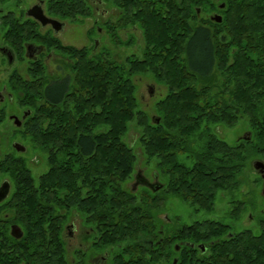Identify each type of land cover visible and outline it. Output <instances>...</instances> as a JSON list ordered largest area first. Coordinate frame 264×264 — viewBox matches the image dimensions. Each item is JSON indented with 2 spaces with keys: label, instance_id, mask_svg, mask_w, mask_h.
<instances>
[{
  "label": "trees",
  "instance_id": "trees-1",
  "mask_svg": "<svg viewBox=\"0 0 264 264\" xmlns=\"http://www.w3.org/2000/svg\"><path fill=\"white\" fill-rule=\"evenodd\" d=\"M162 3L136 19L142 29L141 56L125 57L122 64L42 35L29 19L13 22L12 13L1 18L3 42L18 58L25 42L39 43L65 56L62 69L69 73L49 84L44 65L33 63L28 70L33 85L20 83L32 113L23 132L46 155L47 170L35 180L21 169L19 186L33 188L29 194L52 195L55 211L68 202L90 211L91 218L95 214L102 221L101 250L113 247L115 259L129 261L123 264L161 259L155 243L158 198H149L147 191L137 197L123 188L136 164L133 149L123 141L129 122L140 128L137 141L147 160L156 159L157 170L165 169L168 195L196 212L210 213L223 193L232 206L228 216L237 221L247 203L237 197L246 170L255 174L251 162L264 163V0H220L222 8L213 0ZM214 10L220 23L208 18ZM46 12L64 20L92 16L87 0H47ZM142 74L166 91L154 106L158 123L137 109L131 77ZM240 119L247 122L249 140L238 138L229 145L212 132ZM258 176L256 182L264 180ZM64 196L94 198L82 203ZM259 214L257 234L234 232L213 220L171 228L165 243L181 247L178 253L165 248V260L170 263L175 255L178 264H264V215ZM58 224L54 218L52 264H65ZM45 243L46 236H38L43 245L37 264H46Z\"/></svg>",
  "mask_w": 264,
  "mask_h": 264
},
{
  "label": "flooded vegetation",
  "instance_id": "flooded-vegetation-1",
  "mask_svg": "<svg viewBox=\"0 0 264 264\" xmlns=\"http://www.w3.org/2000/svg\"><path fill=\"white\" fill-rule=\"evenodd\" d=\"M154 1H158V3L154 5L150 4L149 6L148 4L151 3L150 0H96L94 12L98 18L96 17L94 22L95 24L99 23V25H96L95 30H98V33H100L105 29V31L109 33L112 42L117 45L123 44L128 46L131 44L133 36L136 37V32L140 31L142 36V29L138 25L136 19H143L145 11L148 9L155 11L160 4H163V0ZM216 2L220 4V0ZM35 5H41L43 9L45 3L40 0L38 4H34L32 7ZM128 11L131 12V15ZM135 11L138 12L135 13ZM9 13L12 12H3L2 9H0V64L5 61L6 65V67L3 68L4 71L0 72L1 76L5 75V79L0 81V264H37L38 248L43 245L38 244V236L43 235L46 236V264H52L54 218H57V222H59L57 227L59 229V238L62 244L63 261L65 264L129 263L128 260L115 259L113 247H109L104 251L101 250L102 245L99 240L101 238L100 227L102 221L95 214H93V218H91L90 211H80L77 206L70 205L68 202L60 206L57 205L55 211L54 197L52 195L29 194L27 190H32L33 188L19 186L22 181L20 178L21 169H26L32 176L30 172L32 165L31 161L38 163L37 158L30 156L32 148L34 150L36 149L30 138L23 132V124L26 119L30 118L32 113L31 109H29L28 97H24L25 99L23 98V92L20 88V83H23V81L26 82V86H32L33 84H29L28 82L30 76L27 67L26 71L23 72L20 67H12L11 65L15 62L20 63L26 59L28 64L41 62L47 72L49 66H51L52 72H50L48 76L50 80L49 84L55 82L54 78L65 77L69 73L62 69V60H65V56H61L53 50H48L44 45L39 43L25 42L23 44L24 58H18L11 48L4 44L2 39V29L4 25L1 18ZM198 13L199 11H197V14ZM214 14L219 15V13L214 10L211 14H208V18L211 20ZM13 15L15 16L13 22H16V19H18L19 24L26 22L27 19L34 21L38 24L36 27L38 32L42 35L49 34L58 40V37L68 29L67 23L64 20H59V18L58 21L63 23V26L55 32L50 24L41 26L37 21L28 17L26 14V18H23L21 15ZM47 17L57 20V17ZM102 18L106 20H104L103 23L98 22L101 21ZM128 30L132 31L131 34H125L124 40H121L120 35ZM86 48L96 57L97 47L95 48L94 44ZM142 48L140 50V55L135 52H130L126 57H140ZM8 51L11 53V62L7 56ZM30 102L32 103V100H30ZM161 176L165 178V182L159 181V177ZM132 178L136 185L128 188L131 193H133L134 189L137 187H145L146 191L151 192L153 197L156 193L159 195L158 211H154V222L157 224V233L159 237L155 243L160 247L159 252L161 259H159L156 264H173L174 260L175 264H178L176 256L172 254L170 263L165 260V248L171 246L174 252L178 253L181 247L180 244V247H177V244L168 245L165 243V238L169 236L167 231L171 228H180L182 225L176 218L169 217L165 214L166 202L170 199H176L169 196L167 193L168 179L165 174V169L160 170L156 174V180L154 182L160 187L157 191L153 190L154 187L152 184L154 182L151 184V182L145 180L141 174V170L140 172L135 171ZM34 179L36 180L37 178ZM63 198L66 201H69L70 198L80 199V201L84 203L83 201L85 199L94 197L64 196ZM96 205L99 207V203ZM81 207L84 208L83 205H81ZM104 225V227H107L106 223H104ZM190 247L193 246L190 245ZM145 262L148 263V260Z\"/></svg>",
  "mask_w": 264,
  "mask_h": 264
},
{
  "label": "rangeland",
  "instance_id": "rangeland-1",
  "mask_svg": "<svg viewBox=\"0 0 264 264\" xmlns=\"http://www.w3.org/2000/svg\"><path fill=\"white\" fill-rule=\"evenodd\" d=\"M40 0H25L18 2L16 0H9L3 4H0V9L3 12L9 11L13 14L21 15L23 18H26V11L32 7L34 4H38ZM45 5L43 6V12L45 16H50L46 12V2L47 0H42ZM96 0H87V3L92 9V16L84 19H60L64 20L68 29L64 32L59 38V40L65 45H71L76 47H89L94 44V47H97L96 57L105 56L110 59L115 60L118 64H122L123 59L130 53L135 52L140 55V50L143 46L141 32H136V37L133 36L132 42L130 45L125 46L123 44L117 45L111 41L109 33L102 30L98 33V30H95L96 25L94 19L98 16L94 12ZM56 18V17H55ZM52 19V18H51ZM56 20V19H55ZM58 20V18H57ZM105 18H102L101 21L104 22ZM60 22V21H59ZM131 30H128L125 33L120 35V39L124 40V35H130ZM122 42V41H121ZM54 57V56H53ZM23 55L21 59H23ZM12 67H20V69L25 72L31 67V64H28L27 60L15 62L11 65ZM5 61L0 64V72L4 71ZM47 72V70H46ZM52 72V67L49 66L48 74ZM5 79V75H0V81ZM132 82L136 87L135 96L137 99V109H140L147 115V119L150 121L151 118L156 117V111L154 109L155 103L162 99L165 96V88L153 80V78L148 74L135 75L131 77ZM152 89V93L149 91ZM218 138L225 141L229 145H233L238 138H241L244 134L248 133L247 122L244 119H240L236 125L233 127H228L225 125H218L212 129ZM140 133V128L136 125V122L133 120L128 123V130L123 136V141L128 144L136 155V164L130 178L124 183L123 188L130 192L129 187H134L136 185L134 179L132 178L134 172H140L143 175L144 179L148 182H154L156 180V174L159 172L156 167L157 160L151 159L147 160L145 157L140 145L138 144V136ZM30 154L31 157L37 158L38 163L31 161L30 172L34 178L38 179V176L43 174L47 170L46 164V155L42 153L39 149L34 147ZM29 154V153H28ZM27 154V155H28ZM160 175V174H159ZM259 174H255L246 170L243 183L237 191L238 199H241L243 202H247L244 206V212L241 214L240 218L237 221L231 220L228 214L232 206L230 205V197L225 196L223 193H218L213 205V209L210 213L204 211L196 212L194 207L180 201L179 199H170L166 202L165 205V214L169 217H174L178 220L180 224H191L196 221L203 220H213L219 221L223 224L229 225L232 227V231L238 232L244 229H250L254 234L259 232V227L257 225L258 220L262 218V215L259 212H262L264 215V197L262 195V189L264 188V180L256 182L255 180ZM36 179V180H37ZM160 182H165L164 177H159ZM255 181V182H254ZM155 183V182H154ZM146 191V188L137 187L134 189L133 194L137 197H141L142 193ZM148 197H153L151 192L147 193ZM159 195L156 194L155 197L158 198ZM254 202V209H252V203ZM102 255V254H101Z\"/></svg>",
  "mask_w": 264,
  "mask_h": 264
},
{
  "label": "water",
  "instance_id": "water-1",
  "mask_svg": "<svg viewBox=\"0 0 264 264\" xmlns=\"http://www.w3.org/2000/svg\"><path fill=\"white\" fill-rule=\"evenodd\" d=\"M223 6H224V4H221L220 8H222ZM26 15L28 17L34 19L35 21H37L41 26H46V25L50 24L53 27V29L55 30V32H57L58 29L62 28V26H63V23L59 22L58 20L51 19V18L45 16L41 5H35L31 8H29L26 12ZM221 19H222L221 16L218 14H214L211 17V20L215 21L216 23H220ZM7 56L9 58V61L11 62L12 58H11L10 51H8ZM149 93L150 94L152 93V89H150ZM151 120L152 121L155 120V123L159 122V118H157V117L156 118L153 117V118H151ZM241 138L243 140H249L250 139V133L248 132L247 134H244ZM251 167L253 168V170L255 172L259 173L262 178H264V163L262 161L253 160L251 162ZM154 185H156V183L152 184V186L154 187L153 190L157 191L160 187L157 185L156 186H154ZM262 195L264 197V188L262 189ZM197 247H199L202 251L204 250L203 246H201V247L197 246ZM173 264H175V260H174Z\"/></svg>",
  "mask_w": 264,
  "mask_h": 264
},
{
  "label": "bare ground",
  "instance_id": "bare-ground-1",
  "mask_svg": "<svg viewBox=\"0 0 264 264\" xmlns=\"http://www.w3.org/2000/svg\"><path fill=\"white\" fill-rule=\"evenodd\" d=\"M200 247H201V246H200ZM203 247H204V246H203ZM204 250H205V247H204ZM204 250H203V251H204Z\"/></svg>",
  "mask_w": 264,
  "mask_h": 264
}]
</instances>
